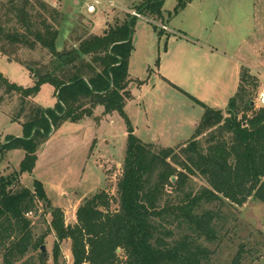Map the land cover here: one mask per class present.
Wrapping results in <instances>:
<instances>
[{
    "label": "trees",
    "instance_id": "16d2710c",
    "mask_svg": "<svg viewBox=\"0 0 264 264\" xmlns=\"http://www.w3.org/2000/svg\"><path fill=\"white\" fill-rule=\"evenodd\" d=\"M192 0H180L175 13ZM164 0H144L138 8L162 17ZM62 12L45 0H6L0 4V49L10 60L26 64L35 84L23 87L0 72V87L10 96L14 120L24 118L23 135L9 136L1 151L22 148L20 171L0 176L1 264H47L41 247L48 232L36 238L31 215L38 202L52 208L49 230L56 235L55 264L61 242L71 240L73 264H215L209 242L225 224L224 207L243 206L250 197L264 203V106L256 98L260 80L242 67L239 84L225 110L206 106L192 139L166 147L145 143L130 122L123 172L117 183L118 208L101 190L77 208L75 224L47 198L40 181L21 184L31 172L38 148L52 128L66 120L91 116L102 105L106 113H124L129 90L135 16L108 23L101 35H85L71 49H57ZM49 53L43 66L15 60L16 47ZM55 86L57 104L42 108L33 101L43 83ZM14 101V102H13ZM18 101V104H17ZM12 102V103H11ZM128 120V117H126ZM207 185L197 189L194 177ZM241 251L243 246L241 245ZM230 264H242L241 252Z\"/></svg>",
    "mask_w": 264,
    "mask_h": 264
},
{
    "label": "rangeland",
    "instance_id": "374dc122",
    "mask_svg": "<svg viewBox=\"0 0 264 264\" xmlns=\"http://www.w3.org/2000/svg\"><path fill=\"white\" fill-rule=\"evenodd\" d=\"M6 0H0V4ZM62 12L57 49H71L85 35H101L108 23L127 18V9L138 10L144 0H107L97 12L88 13L85 0H45ZM180 0H164L162 17L145 11L133 25V51L129 63V90L124 115L106 113L102 105L91 116L66 120L37 150L31 172H23L21 184L35 188L40 181L55 208L64 211L66 224H75L79 205L101 190L118 208L117 183L123 172L129 123L145 143L166 147L183 145L195 134L206 106L225 110L235 95L242 67L249 68L264 84V0H192L179 8ZM131 15V14H130ZM152 21V22H151ZM90 22V25L86 24ZM165 24L173 32L155 25ZM49 53L41 47H16L14 59L43 66ZM263 60V62L261 61ZM0 72L23 87L35 84L26 64L10 60L0 49ZM5 87H0V176L20 171L25 157L22 148H6L9 136L23 135L24 118L14 120ZM33 101L42 108L57 104L55 86L43 83ZM14 102V101H13ZM12 103V102H11ZM18 104V101H17ZM194 186L207 185L202 176ZM50 203L38 202L31 215L36 238L48 232L47 264H55L56 235L49 230ZM225 224L218 226L217 240L209 242L215 264H230L241 252L242 264H264V203L250 197L243 206L224 207ZM241 245L243 251H241ZM61 264H73L71 240L61 242ZM2 258L0 256V264Z\"/></svg>",
    "mask_w": 264,
    "mask_h": 264
},
{
    "label": "built area",
    "instance_id": "2783aa9c",
    "mask_svg": "<svg viewBox=\"0 0 264 264\" xmlns=\"http://www.w3.org/2000/svg\"><path fill=\"white\" fill-rule=\"evenodd\" d=\"M107 0H85V6L88 13H95L98 10V7L102 5ZM128 13L135 17H142V14L136 10H126ZM162 29L167 30V26L164 24L160 25ZM256 103L258 106H264V84L262 90L258 93L256 98Z\"/></svg>",
    "mask_w": 264,
    "mask_h": 264
},
{
    "label": "crops",
    "instance_id": "0c3cea01",
    "mask_svg": "<svg viewBox=\"0 0 264 264\" xmlns=\"http://www.w3.org/2000/svg\"><path fill=\"white\" fill-rule=\"evenodd\" d=\"M191 2H192V1H191ZM189 3H190V2H189ZM189 3H188V4H189ZM188 4H187V5H188ZM187 5H186V6H187ZM127 10H128V9H127ZM124 11H126V10H124ZM126 12H127V11H126ZM127 14L130 15V13H128V12H127ZM142 15H143V13H142ZM132 16H133V15H132ZM136 18H137V17H136ZM151 22H152V21H151ZM154 24L157 25V26H159V27H161V26H160L161 24H157V23H154ZM164 25H165V24H164ZM166 26H167V25H166ZM167 28H168L167 30L161 28V31H169V32H173V30L170 29L168 26H167ZM261 61L263 62V60H261ZM31 75H32V74H31ZM34 80H35V79H34Z\"/></svg>",
    "mask_w": 264,
    "mask_h": 264
},
{
    "label": "water",
    "instance_id": "95a60500",
    "mask_svg": "<svg viewBox=\"0 0 264 264\" xmlns=\"http://www.w3.org/2000/svg\"><path fill=\"white\" fill-rule=\"evenodd\" d=\"M86 24L90 25V22H88ZM41 250H42L43 254L46 256V252L47 251H46V246L45 245H42Z\"/></svg>",
    "mask_w": 264,
    "mask_h": 264
}]
</instances>
